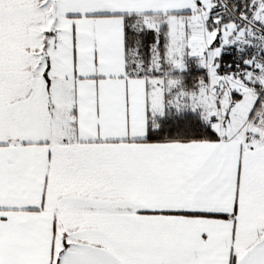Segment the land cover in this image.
I'll use <instances>...</instances> for the list:
<instances>
[{
	"label": "snow or ice",
	"instance_id": "6c2138e0",
	"mask_svg": "<svg viewBox=\"0 0 264 264\" xmlns=\"http://www.w3.org/2000/svg\"><path fill=\"white\" fill-rule=\"evenodd\" d=\"M0 264H264V0H0Z\"/></svg>",
	"mask_w": 264,
	"mask_h": 264
}]
</instances>
